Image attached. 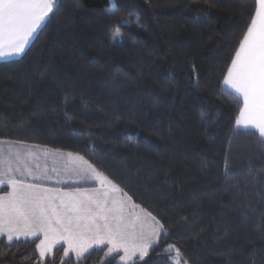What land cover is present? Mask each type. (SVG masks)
<instances>
[{"label":"trees","instance_id":"1","mask_svg":"<svg viewBox=\"0 0 264 264\" xmlns=\"http://www.w3.org/2000/svg\"><path fill=\"white\" fill-rule=\"evenodd\" d=\"M254 3L56 0L0 61V139L82 156L164 225L130 264H264V152L233 132L222 84ZM37 243L0 240V264H120L106 246L41 260Z\"/></svg>","mask_w":264,"mask_h":264},{"label":"snow or ice","instance_id":"2","mask_svg":"<svg viewBox=\"0 0 264 264\" xmlns=\"http://www.w3.org/2000/svg\"><path fill=\"white\" fill-rule=\"evenodd\" d=\"M55 3L56 0H0V59L25 54L29 42L53 13ZM112 7H116L115 3ZM135 15L139 24L140 16ZM128 23L122 21L121 26ZM112 31L114 37L119 36V28ZM122 43L121 37L119 46ZM222 84L237 94L238 115L234 117L233 132L238 136L240 129L255 130L264 152V0H255L246 31L222 74ZM3 144L0 141V186L10 185L12 190L0 196V236L6 234L7 240L12 241L42 234L43 239L37 245L41 257L60 240L67 242L65 254L74 251L77 257L93 245L105 244L110 246L108 254L122 250L120 260L128 264L137 253L142 257L148 255L164 230L151 212L142 210L143 218L137 215L134 221H129L125 202L110 197L108 192L79 188L65 192L45 187L44 182L50 179L47 172H35L29 164L35 153L22 152L23 142L7 141L9 151L5 156ZM75 159L86 165L78 173L82 178L92 175L102 186L107 184L113 191H121L82 156ZM28 177L39 182H27Z\"/></svg>","mask_w":264,"mask_h":264},{"label":"crops","instance_id":"3","mask_svg":"<svg viewBox=\"0 0 264 264\" xmlns=\"http://www.w3.org/2000/svg\"><path fill=\"white\" fill-rule=\"evenodd\" d=\"M40 29H38L36 35L38 34ZM34 38H35V36L33 37V39ZM32 40L29 42V45L32 42ZM17 57H19V56L3 58V59H0V61L11 60V59H14ZM230 90L235 93L234 90H232V89H230ZM249 130L256 132L253 129H249ZM0 141L4 142L2 147L4 149V155L5 156L7 155L8 151H9V146L7 144V141L23 142V141L5 140V139H0ZM23 144L25 145V147L20 148V150L22 152L32 151L35 153V158L31 159L29 161V164L33 168V170L35 172L46 171L47 175L50 177V179H47L44 182L45 187L60 189V190H63L65 192H72V191H75L77 188L88 189L90 191L95 190V189H99L101 192H103V190H105L109 193L110 196L112 195V196H115L117 199L123 200L125 202L126 206H130V207H133V205L137 206V204H135L132 200H128V196L120 193L121 191H113L111 189V186H109L107 184L102 186L99 182L97 183L96 178L94 176L87 175V176L82 178L81 175H79L78 173H79V170L82 168H85L86 165H84L83 161L75 159V157L78 154L72 153L73 156L69 157L67 155L69 152L58 151V150L52 149L50 147L39 145V144H34V143L23 142ZM17 147H19V145H17ZM53 170H55V171H53ZM17 178H19L18 174H17ZM27 182L38 183L39 181H33L31 179V177H28ZM1 187H6L7 190L4 193L0 194V196L5 195L6 193L11 192V190H12L10 185L0 186V188ZM133 210H135V207H133ZM2 239L7 240L6 234L4 236H0V240H2ZM19 239H36L40 243V241L43 239V235L41 234V235H38L35 237H33V236L20 237ZM19 239L14 238L13 240H19ZM39 243H38V245H39ZM58 246L63 247L64 256L72 255V256L77 257L74 251L68 252L67 255L65 254L66 250L68 248V245H67V242L64 240H60L58 243H55L51 247L50 251L47 252L45 255H49L50 252H52L53 249L55 247H58ZM101 246H107L108 248L110 247L107 244H105V245H93L91 248H89L87 250V252L93 248H98ZM38 250H39V248H38ZM85 253H83V254H85ZM39 255H40V251H39ZM136 258H139V257H136ZM136 258H134V259H136Z\"/></svg>","mask_w":264,"mask_h":264},{"label":"rangeland","instance_id":"4","mask_svg":"<svg viewBox=\"0 0 264 264\" xmlns=\"http://www.w3.org/2000/svg\"><path fill=\"white\" fill-rule=\"evenodd\" d=\"M227 87V86H226ZM96 181H97V183L99 182V180H97L96 179ZM100 183V182H99ZM121 190V189H120ZM103 192H107V191H105V190H103ZM120 193H122V194H124V195H126V196H128V197H130L128 194H126L125 192H123V190H121V192ZM110 196V195H109ZM110 197H112V198H116L115 196H110ZM131 200H132V198H131ZM133 201V200H132ZM134 202V201H133ZM135 203V202H134ZM136 204V203H135ZM137 206L138 207H135V210H133V207H130V206H125V215H126V217L128 218V220L129 221H134L135 219H136V216L137 215H139L141 218H143V216H144V212L142 211V210H145L144 208H142L140 205H138L137 204ZM148 212V211H147ZM159 235V234H158ZM39 243V242H38ZM38 243H37V245H38ZM59 247V246H58ZM55 248H57V247H55ZM55 248L53 249V251L52 252H50V254L49 255H45L44 257H41L40 255V258H41V260H44V259H46L47 258V256H50L51 257V255H53L54 254V250H55ZM106 252H107V254H108V247L106 246ZM37 250H38V248H37ZM63 252H64V250H63ZM89 252V251H88ZM88 252H86V253H88ZM38 253H39V250H38ZM85 253V254H86ZM85 254H83V255H85ZM113 254H118V257H117V262L118 263H120V264H128V262H124V261H121L120 260V257L121 256H123L124 255V253H123V251L121 250V251H119V252H116V253H111V254H108V255H113ZM122 254V255H121ZM82 255V256H83ZM69 256H72V255H69ZM82 256H80V257H82ZM65 257H68V256H65ZM73 257H75V256H73ZM80 257H76V258H80ZM136 257H142V256H140V254L139 253H137L134 257H133V259H132V261L130 262V263H132L133 262V260H134V258H136ZM178 262V261H177Z\"/></svg>","mask_w":264,"mask_h":264}]
</instances>
